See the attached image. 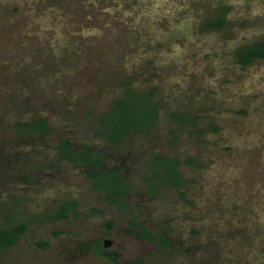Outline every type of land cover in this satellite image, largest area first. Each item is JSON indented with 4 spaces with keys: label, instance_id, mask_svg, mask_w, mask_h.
<instances>
[{
    "label": "rangeland",
    "instance_id": "374dc122",
    "mask_svg": "<svg viewBox=\"0 0 264 264\" xmlns=\"http://www.w3.org/2000/svg\"><path fill=\"white\" fill-rule=\"evenodd\" d=\"M221 5L229 25L203 31ZM259 40L264 0H0V229L39 215L0 264H264V60L233 56ZM129 88L154 91L159 117L116 144L98 115ZM42 119L45 133L18 127ZM65 139L102 163L62 160ZM158 156L188 183L153 180ZM98 170L130 182L127 206L96 189ZM70 201L76 215L46 219Z\"/></svg>",
    "mask_w": 264,
    "mask_h": 264
},
{
    "label": "trees",
    "instance_id": "16d2710c",
    "mask_svg": "<svg viewBox=\"0 0 264 264\" xmlns=\"http://www.w3.org/2000/svg\"><path fill=\"white\" fill-rule=\"evenodd\" d=\"M228 13V6L221 5L213 14L207 16L201 26L202 30H224L229 25ZM233 56L235 63L243 68H248L253 63L264 60V40L248 43L247 45L237 48L233 52ZM153 95L154 91L139 94L138 92H134L133 88H129L124 97L114 101L107 109L106 112H112L111 115H106L105 113L98 115L100 126L103 127L100 133L104 134L109 141L120 144L123 139L128 136L139 133H146L148 135L153 132L154 123L158 120L160 112L157 103L154 101ZM133 96L134 98H132ZM146 103L148 107L143 109ZM140 106H142L141 109L143 110H139ZM104 116L107 117L104 118ZM170 117L181 126L194 123L193 118H188L181 113L172 112ZM145 124L149 125V130L142 128V125ZM130 125L138 126L139 128L135 132L130 133L128 131ZM151 125L153 128L152 131L150 128ZM18 127L29 129L33 133H45L49 130L48 122L43 119L35 122H21L18 124ZM213 129L217 130L218 128L214 127ZM58 148L59 156L62 160H68L70 162L83 161L91 165H99L102 162V158L98 151L90 149L85 152H80L68 139L62 140ZM154 163L161 167V170H155L154 176L152 177L153 180L163 176L166 185L175 187H181L188 183L179 171V166L181 164L179 159L175 157L158 156ZM187 163L194 164V161L190 158ZM92 176L95 180L94 185L96 189L106 190L108 193V200H110L111 203L119 206H127L125 198L129 196L131 189V184L128 180H125L115 171L107 172L105 170H98V172L93 173ZM182 193L185 195L184 192ZM76 209L77 204L74 201L65 202L57 208L56 212L46 216V219L49 222H58L68 218L71 214L76 215ZM38 216L39 215L36 214L33 218L28 219L27 222L8 225L0 229V248L8 249L18 243L21 237L28 232L31 224L37 221ZM140 234L143 237L158 242L164 247L169 245V239L164 235L156 237L151 235L146 229H143ZM102 241L103 240H100L102 254L115 261L117 256L107 252Z\"/></svg>",
    "mask_w": 264,
    "mask_h": 264
},
{
    "label": "flooded vegetation",
    "instance_id": "af4514ba",
    "mask_svg": "<svg viewBox=\"0 0 264 264\" xmlns=\"http://www.w3.org/2000/svg\"><path fill=\"white\" fill-rule=\"evenodd\" d=\"M99 153H100V157L102 158V161H103V156H102V152L101 151H98ZM58 153H59V148H58ZM91 154H94V153H91ZM102 163V162H101ZM117 172L116 170H110V172ZM107 172H109V171H107ZM118 173V172H117ZM141 232V231H140ZM140 232H139V235H140V237L141 238H143V239H145V240H148V241H150L151 243L152 242H154L155 243V241H153V240H150V239H148V238H146V237H143V236H141V234H140ZM106 239H108V238H106V237H103L101 240H103L102 241V244H103V246H104V248L106 249V251L107 252H109V253H112V254H115L117 257H116V260L114 261L113 259H109L108 257H106L105 255H103L102 254V249L100 248V241H99V243H98V254H100L103 258H105V259H108L109 261H111V262H113V263H118L119 262V260H120V257H121V253L119 252V251H115V252H110V248L112 247V245H113V241H112V245L111 246H108V247H106L105 246V240ZM110 240V239H109ZM104 251V250H103ZM138 262H131V263H129V264H137ZM139 264V263H138Z\"/></svg>",
    "mask_w": 264,
    "mask_h": 264
},
{
    "label": "water",
    "instance_id": "95a60500",
    "mask_svg": "<svg viewBox=\"0 0 264 264\" xmlns=\"http://www.w3.org/2000/svg\"><path fill=\"white\" fill-rule=\"evenodd\" d=\"M112 245V241L109 240V239H106L105 240V246L108 247V246H111Z\"/></svg>",
    "mask_w": 264,
    "mask_h": 264
}]
</instances>
